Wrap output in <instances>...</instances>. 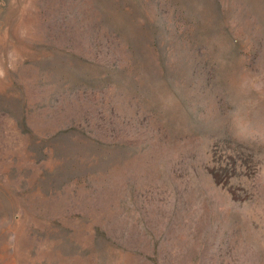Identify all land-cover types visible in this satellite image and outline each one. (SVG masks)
Instances as JSON below:
<instances>
[{
  "label": "rangeland",
  "instance_id": "1",
  "mask_svg": "<svg viewBox=\"0 0 264 264\" xmlns=\"http://www.w3.org/2000/svg\"><path fill=\"white\" fill-rule=\"evenodd\" d=\"M0 264H264V0H0Z\"/></svg>",
  "mask_w": 264,
  "mask_h": 264
}]
</instances>
